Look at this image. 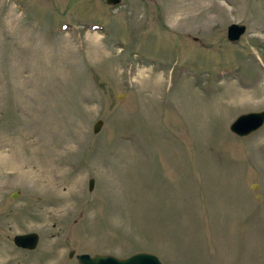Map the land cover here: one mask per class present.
<instances>
[{"label":"rangeland","instance_id":"374dc122","mask_svg":"<svg viewBox=\"0 0 264 264\" xmlns=\"http://www.w3.org/2000/svg\"><path fill=\"white\" fill-rule=\"evenodd\" d=\"M259 109L264 0H0V264H264Z\"/></svg>","mask_w":264,"mask_h":264},{"label":"water","instance_id":"95a60500","mask_svg":"<svg viewBox=\"0 0 264 264\" xmlns=\"http://www.w3.org/2000/svg\"><path fill=\"white\" fill-rule=\"evenodd\" d=\"M120 0H105L106 3L116 4ZM245 25L240 22H229L226 25V38L237 39L244 31ZM264 120V109L248 110L239 112L228 123L229 130L239 136L246 135L257 129ZM102 120L96 118L92 123V131L96 132L101 126ZM93 184V177H88L87 188ZM14 195V192L10 193ZM12 242L22 248H33L38 242V233L34 230L16 232L12 235ZM73 249L67 251L70 256ZM78 264H160V259L156 254L147 250H135L124 256H117L108 252H77L74 254Z\"/></svg>","mask_w":264,"mask_h":264}]
</instances>
